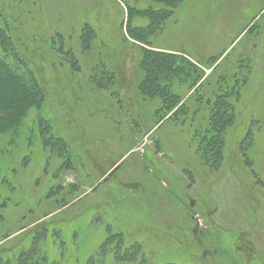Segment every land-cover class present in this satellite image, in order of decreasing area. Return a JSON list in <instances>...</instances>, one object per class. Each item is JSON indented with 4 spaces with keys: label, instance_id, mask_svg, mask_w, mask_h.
I'll return each mask as SVG.
<instances>
[{
    "label": "rangeland",
    "instance_id": "rangeland-1",
    "mask_svg": "<svg viewBox=\"0 0 264 264\" xmlns=\"http://www.w3.org/2000/svg\"><path fill=\"white\" fill-rule=\"evenodd\" d=\"M14 4L0 0L1 6L16 10L14 28L25 37L20 44L27 55L21 56L41 73L45 98L41 110L27 113L19 134L0 139V206L7 203L0 207V252L12 248L9 260L17 264L31 231L47 226L41 245L65 257H50L53 264H89L104 237L139 244L135 264L141 255L154 264H264V0H184L161 29L149 34L152 47L128 33L130 27L147 24L129 8L148 6V0ZM82 39L90 49L81 48ZM144 48L188 52L205 65L203 80L213 70L195 97L187 99L188 120L167 118L149 133V118L130 124L136 98L115 103L100 91V99L88 78L75 79L68 65H58L55 58L72 54L83 69L110 60L120 80L121 72L132 73L129 68L138 64ZM163 60L154 56L149 74L166 85L167 77L181 71ZM225 86L233 91L229 101L235 119L215 132L222 147L214 140L207 152V138L202 142L197 125L207 129L215 95ZM173 89L180 92L177 82ZM5 98L18 99L6 93ZM38 115L52 126L47 133L53 139L46 147ZM62 139L67 144L53 149L54 140ZM217 151L216 162L210 154ZM129 200L132 212L143 214L140 220L123 215ZM96 215L104 217L102 225L91 223ZM197 218L203 224L197 225Z\"/></svg>",
    "mask_w": 264,
    "mask_h": 264
},
{
    "label": "trees",
    "instance_id": "trees-1",
    "mask_svg": "<svg viewBox=\"0 0 264 264\" xmlns=\"http://www.w3.org/2000/svg\"><path fill=\"white\" fill-rule=\"evenodd\" d=\"M14 1V5L17 6V0ZM149 1L150 4L143 8H136L134 6H131L129 8L131 14H139L141 17L147 19L146 26L144 28H142L141 26L130 27V29H128L129 27L127 28L129 31L128 33L131 35V37L135 38V40L140 42L141 44H145L147 46L149 44V41L147 40L149 34H155L158 29H161V24L163 23L164 19L170 16V14L172 13V9L174 7L176 8L184 0H148V2ZM5 13L8 15V17H5ZM16 17V10L11 9L10 6L7 5H5L4 7L0 5V139H3V137L7 135H11V137H13L14 134H19V129L21 128V125L23 124L27 113H29V111L33 108L41 110L40 108L45 98V88L43 87V83L41 81V73L39 74L37 72L35 66L32 64L29 58H25V60L21 56V53L24 56H27L21 48L20 44L22 40L25 39V37L23 36V33L19 34V31H15L16 26L14 28V20L16 19ZM32 38L34 39L33 41H36L37 37L32 36ZM27 41L29 42L28 36ZM82 46V49H90V42H85V40L82 39ZM61 49L62 47L60 48V50ZM59 53L63 52L61 51ZM55 55H57V53H55ZM67 55L64 54L55 56V58L58 57V59H60L58 65H68V67L73 71L72 73L75 79H77V77L80 80L88 78L89 84L91 82L95 85V89L92 90L95 93L99 92L98 96L100 99H103L100 96V91H104V94H101L102 96L106 95L109 98L111 97V99H113L115 103L122 101L124 97L130 98L131 100L133 98H136L135 105L137 106V112H134L133 114L137 117L133 115V119L131 118L132 122L130 124H138V121H136V119L138 120L141 117L149 118L151 119L152 123L149 122L150 125L147 129L148 131L146 130L148 133L154 127H158L160 124H163V121L167 118L168 120L170 119L174 122H177L180 118L188 120L184 117V114L187 113L188 109L186 105L187 99H189L191 96L195 97L194 95L197 94L199 89L203 87L206 79L213 73L212 70L209 73L210 75L208 74V77L206 76V78L203 80L204 73L202 68L205 65L203 64V62L195 59L188 52L177 53L172 50L166 51L155 50L153 48H144L142 55L143 57L138 60V64L133 65L131 69L129 68L132 73H129L127 71H123V73L121 72L122 76H124V79H121L120 76L119 80V76L115 71H113L110 66V60L108 62L104 60L100 62L97 61V69H95L92 65L91 67H84L83 69V64L82 62H80V59L77 60V58L73 57L72 54L70 55V58L69 54ZM154 56L164 58L163 61L167 59L166 62L169 61V63L172 64V68L174 69L180 68L179 70L181 71V75H175L173 78L167 77L166 85L164 83L155 81L149 74L150 71L153 70L152 64L154 63V61H152V58ZM160 63L161 62H159L158 64ZM91 69L97 70L98 72L91 71ZM122 81L124 83V87L121 86ZM176 82L180 92H176L173 89ZM221 89H223L220 90L222 92L217 91L215 95L214 106L212 105L213 108L210 112L211 114L208 116L209 119L207 122V129H205L206 127L202 129L203 125H201L200 123L199 125H197L200 126L201 130H203L202 142L203 137L207 138L206 145L209 144L207 146V152L211 150L210 145L211 147H213L212 142L214 140H216L220 146L222 145L223 140L216 133H218V131L220 130L222 132L224 127L232 123L235 119L234 108L232 103L229 101V98L233 91L231 87L227 88L226 86L222 87ZM237 90L238 88H236V92H238ZM190 91L191 93L186 97L187 93ZM5 93L6 95L15 94L18 99L14 100L11 98H5V100H3L2 98L4 97ZM174 98H177L175 100V104H173ZM184 98L185 100L184 102H182ZM80 101L82 100L80 99ZM196 101L198 102L200 100L197 99ZM181 105L182 107H179V110H177V106ZM80 106L84 110L83 101ZM104 106L107 105L105 104ZM36 119H42L41 126L44 125L42 130L45 131L43 141L45 142L44 147H46V145L50 144L53 139L52 135H49V133H47L48 131L52 130V126L47 121V119L43 118L41 115H38ZM45 124L47 125V128L44 129ZM39 128L41 129L40 126ZM30 130H28V132L31 133L29 137L35 139L34 131ZM41 132L42 131L40 130V134H42ZM207 133L209 135H207ZM54 144H56L60 148H63V144H67V141L63 139L54 140L53 145ZM218 150H220L219 147ZM218 154H220L219 151H217L216 153L212 152L210 156L215 157V161L217 162V160H219ZM69 164L72 166L73 162L69 161ZM65 166L69 165L67 164ZM1 180L3 179L1 178ZM14 188L12 190H14ZM13 193L12 196L14 198ZM121 200H123L122 196L120 198V201ZM119 203L117 202L116 205H118ZM127 203L128 206L125 207L126 211L125 214H123L125 215V217L129 216L132 219L137 220L143 218V214L141 215L139 212H132L134 211V207L130 200L127 201ZM6 204L3 203L0 207H4ZM114 208L118 207L114 206ZM123 210H120L121 213ZM31 233L32 234L29 236V239L31 240L29 245H25V247L20 249V251L18 250L19 252L16 259L17 264H45L48 261L50 264H53L55 259H51L50 257H56V259L65 258L63 254L57 253L56 249H45L44 245H41V243L45 240L46 236L49 233V228L47 226L41 227L39 229L35 228L31 231ZM8 236L9 235H7L6 237ZM52 240L53 239H51L50 245L54 247L55 240L53 242ZM123 242L115 241V243H112L115 245V248H112L109 251L108 254L110 255V258L107 257L109 255L105 256L104 264H135L137 262L141 246L137 243L125 245V243ZM12 253V248H9V250H6V252H0V264H12L11 260H9V258L11 259L13 256ZM209 253V250L207 253L205 252V254ZM88 261L89 264H92L94 259H89ZM139 264L154 263L146 261L141 255ZM166 264L184 263L168 262Z\"/></svg>",
    "mask_w": 264,
    "mask_h": 264
},
{
    "label": "snow or ice",
    "instance_id": "snow-or-ice-1",
    "mask_svg": "<svg viewBox=\"0 0 264 264\" xmlns=\"http://www.w3.org/2000/svg\"><path fill=\"white\" fill-rule=\"evenodd\" d=\"M69 39L71 40V33H69ZM70 47H71V45H70ZM82 55H83V53H82ZM85 62L87 63V60ZM176 99L177 98L173 99V104H175ZM179 107H182V105L177 106V110H179ZM52 147H53V149H55L58 146L56 144H54ZM3 152H4V149L0 148V169H3V167H4ZM23 163H24V166L27 167L29 164L28 159L25 158ZM13 171H15V167L13 168ZM69 179L71 180L73 178L70 177ZM193 202H195L194 198H193ZM91 223L93 225H95V224H101L102 225L104 223V217L102 215H96ZM196 224L197 225L203 224V220L201 218H197ZM109 231H111V229H109ZM113 239H115V237H113ZM97 248H98V250L92 254L94 257V261L92 262V264H104L105 256L108 254V252L112 248H115V245H113L110 240H107V238L104 237L101 241V244L98 245Z\"/></svg>",
    "mask_w": 264,
    "mask_h": 264
}]
</instances>
